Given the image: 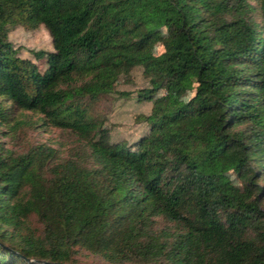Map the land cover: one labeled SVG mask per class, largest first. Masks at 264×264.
I'll use <instances>...</instances> for the list:
<instances>
[{"label": "trees", "instance_id": "1", "mask_svg": "<svg viewBox=\"0 0 264 264\" xmlns=\"http://www.w3.org/2000/svg\"><path fill=\"white\" fill-rule=\"evenodd\" d=\"M155 11L158 55L145 19ZM42 25L52 49L23 55L11 31ZM137 67L142 86L118 91ZM111 94L149 107L132 141H115L98 111ZM48 128L70 147L7 145ZM85 253L264 264V0H0V264H81Z\"/></svg>", "mask_w": 264, "mask_h": 264}, {"label": "rangeland", "instance_id": "2", "mask_svg": "<svg viewBox=\"0 0 264 264\" xmlns=\"http://www.w3.org/2000/svg\"><path fill=\"white\" fill-rule=\"evenodd\" d=\"M159 12L155 11L150 15L146 14V20L149 21L148 27L157 31V36L154 40V45L151 50L152 55H158L162 52L161 39L165 36V30L161 23H159L155 17ZM260 18V13L257 14ZM10 39L18 46L23 47V55H30L27 49H52V39L48 30L42 25L37 29H27L24 26H18L10 33ZM108 74V73H106ZM124 78L123 73L114 75L115 81H122ZM142 69L137 67L133 72V81L126 85H121L116 89L118 91H135L138 87L143 84ZM185 82L189 86L195 85L194 79L187 77ZM134 96V95H132ZM190 97V93L185 96H174L172 102L175 104L183 103ZM149 109L148 105L137 106L131 97L123 99L118 94H111L105 96L98 104V111L107 114L111 121L114 123V129L112 136L115 141H132L143 131V126L137 123L136 117L139 113L147 112ZM109 123L103 126V130L107 131ZM7 145L14 150H23L30 143L35 142H47L50 145L66 149L70 147L72 137L57 128H48L46 131L42 129H27L18 134L15 139H6ZM167 144L162 143L158 145L157 151L162 153L166 150ZM207 167L212 169L213 163L207 164ZM224 183L229 189H239L241 187V181L234 175H229ZM78 261L81 264H108L99 257L93 256L92 254H82L78 257Z\"/></svg>", "mask_w": 264, "mask_h": 264}]
</instances>
